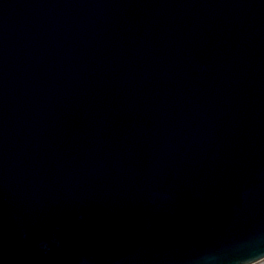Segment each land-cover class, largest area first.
I'll return each instance as SVG.
<instances>
[{
	"label": "water",
	"instance_id": "water-1",
	"mask_svg": "<svg viewBox=\"0 0 264 264\" xmlns=\"http://www.w3.org/2000/svg\"><path fill=\"white\" fill-rule=\"evenodd\" d=\"M264 260V0H0V264Z\"/></svg>",
	"mask_w": 264,
	"mask_h": 264
},
{
	"label": "rangeland",
	"instance_id": "rangeland-1",
	"mask_svg": "<svg viewBox=\"0 0 264 264\" xmlns=\"http://www.w3.org/2000/svg\"><path fill=\"white\" fill-rule=\"evenodd\" d=\"M258 264H264V260H261Z\"/></svg>",
	"mask_w": 264,
	"mask_h": 264
}]
</instances>
